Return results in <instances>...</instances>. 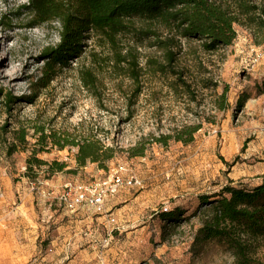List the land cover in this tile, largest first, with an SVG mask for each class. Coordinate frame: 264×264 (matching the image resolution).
<instances>
[{
	"label": "rangeland",
	"instance_id": "rangeland-1",
	"mask_svg": "<svg viewBox=\"0 0 264 264\" xmlns=\"http://www.w3.org/2000/svg\"><path fill=\"white\" fill-rule=\"evenodd\" d=\"M25 1L0 0V16H6L0 20V88L32 98L6 111L0 97V264H232L213 241L190 251L198 225L191 213L200 194L225 184L249 188L264 178V56L253 61L264 26L235 24V38L213 51L203 50L199 39L179 38L171 67L192 94L176 85L168 67L159 69L164 49L129 35L120 37L117 50L137 57L136 97L127 60L116 61L91 39L36 88L43 51L58 39L57 24L27 27L26 15H12ZM80 68L95 74V88L81 85ZM188 124L200 126L192 140H175V130ZM167 135L166 142L156 140ZM85 138L113 148L103 167L89 160L78 165L75 145H53ZM39 148L36 158L63 168L50 173L42 164L26 173L25 159ZM117 166L123 183L99 210L85 203L69 210L59 202L64 184L88 187ZM175 206L183 217L162 221L159 213ZM258 256L264 260V240Z\"/></svg>",
	"mask_w": 264,
	"mask_h": 264
},
{
	"label": "trees",
	"instance_id": "trees-1",
	"mask_svg": "<svg viewBox=\"0 0 264 264\" xmlns=\"http://www.w3.org/2000/svg\"><path fill=\"white\" fill-rule=\"evenodd\" d=\"M12 15H26L29 28L41 25L55 27L53 25L57 24L58 39L43 51L45 60L41 76L33 84L36 88L48 84L56 73V66H65L72 58L79 57L86 40L91 39L101 46L106 45L116 61L127 60L134 82L131 93L134 98L140 92L137 57L131 49L126 54L117 50L121 36L129 35L136 40L151 39L153 45L164 49L166 64H161L159 69L168 67L172 74L177 75L176 85L191 91L190 84L181 78V72L171 67L177 53L171 47L179 46V38L199 39L203 50L213 51L228 45L235 38V24L249 25L255 22L262 28L264 0H26L15 8ZM5 18V15L0 16L1 21ZM79 79L86 88L96 87V76L89 68L79 69ZM211 85L215 86L214 83ZM225 90L223 87L221 99ZM0 97L6 111H10L14 103H29L32 99L31 96L3 92L1 88ZM242 103L243 98L237 101V106L240 107ZM199 127V124L183 125L175 130L173 138L190 141ZM183 133L187 139L182 138ZM169 137L160 136L156 140L166 142L165 139ZM53 145L58 148L75 145L78 165H84L89 160L103 167L114 152L112 147L88 138L70 142L65 140L64 143L53 140ZM14 148L12 145L8 153ZM40 149L33 150L25 159L26 173L32 166L42 164H47L50 173L63 168V163H47L36 158L34 154ZM198 201V206L191 213L198 221L191 237L192 253H198L206 242L213 241L230 253L232 264H264V260L258 256L264 240V178L249 188L225 184L215 193L200 194ZM183 213L181 208L175 206L171 210L161 211L159 217L166 223H173L183 217Z\"/></svg>",
	"mask_w": 264,
	"mask_h": 264
},
{
	"label": "built area",
	"instance_id": "built-area-1",
	"mask_svg": "<svg viewBox=\"0 0 264 264\" xmlns=\"http://www.w3.org/2000/svg\"><path fill=\"white\" fill-rule=\"evenodd\" d=\"M264 56V44L257 49L253 61ZM122 166H117L106 178L100 179L97 183L83 187L81 185L64 184V191L58 196L59 202L67 209L74 210L76 206L85 203L88 206L99 210L104 198L113 195L117 188L123 183L119 173ZM138 184V181L133 182Z\"/></svg>",
	"mask_w": 264,
	"mask_h": 264
}]
</instances>
